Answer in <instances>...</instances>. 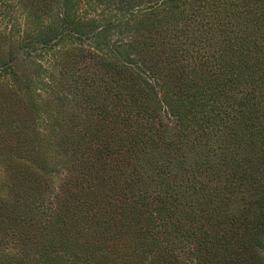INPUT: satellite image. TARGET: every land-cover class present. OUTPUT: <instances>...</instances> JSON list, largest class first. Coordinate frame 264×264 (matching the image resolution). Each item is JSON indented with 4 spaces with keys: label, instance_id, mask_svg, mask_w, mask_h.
Listing matches in <instances>:
<instances>
[{
    "label": "trees",
    "instance_id": "obj_1",
    "mask_svg": "<svg viewBox=\"0 0 264 264\" xmlns=\"http://www.w3.org/2000/svg\"><path fill=\"white\" fill-rule=\"evenodd\" d=\"M30 9L0 56V264H264V0Z\"/></svg>",
    "mask_w": 264,
    "mask_h": 264
},
{
    "label": "rangeland",
    "instance_id": "obj_2",
    "mask_svg": "<svg viewBox=\"0 0 264 264\" xmlns=\"http://www.w3.org/2000/svg\"><path fill=\"white\" fill-rule=\"evenodd\" d=\"M30 11V0H0V56L7 57L12 52L19 51V48H17L16 45L18 30H21L23 28V18ZM27 70H30V67H27ZM0 82H2L1 79ZM8 84L9 83L5 85L8 86ZM44 96V98L47 99V95L45 94ZM19 107L21 106H17L15 104L14 111L18 112ZM0 118H2L1 115ZM18 119L19 118L17 116H13L11 119V123L17 124ZM10 127V123L4 122L0 127V133L6 132ZM4 144L7 145L8 143ZM1 147L3 148L5 146L2 145ZM28 157L31 159L33 158L32 156ZM1 168L2 170H5L4 163L2 162V158L0 157V171Z\"/></svg>",
    "mask_w": 264,
    "mask_h": 264
}]
</instances>
